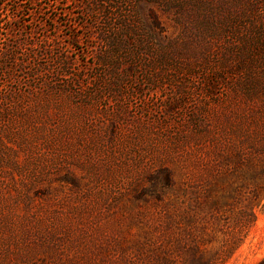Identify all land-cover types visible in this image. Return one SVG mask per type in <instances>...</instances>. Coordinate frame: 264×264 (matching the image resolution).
Returning a JSON list of instances; mask_svg holds the SVG:
<instances>
[{
	"label": "rangeland",
	"instance_id": "obj_1",
	"mask_svg": "<svg viewBox=\"0 0 264 264\" xmlns=\"http://www.w3.org/2000/svg\"><path fill=\"white\" fill-rule=\"evenodd\" d=\"M211 199L264 264V0H0V264H152Z\"/></svg>",
	"mask_w": 264,
	"mask_h": 264
},
{
	"label": "trees",
	"instance_id": "obj_2",
	"mask_svg": "<svg viewBox=\"0 0 264 264\" xmlns=\"http://www.w3.org/2000/svg\"><path fill=\"white\" fill-rule=\"evenodd\" d=\"M120 3V1H119ZM96 12L104 11V6L96 4ZM103 7V8H102ZM219 199H211L204 205L207 207L205 211V218L203 224L198 226L193 224L190 226H181L174 231V235L169 237L170 232L167 234V239L171 240L170 246L161 248L159 253L152 255L151 263L158 264H221L224 261L223 256H226L232 250L239 247L241 242L237 243L233 249L225 251V255H220L217 250L208 249L206 244L210 242V237L214 236L216 230L224 233L230 232V225L224 221L220 210ZM183 213L180 218H183ZM223 220V221H222ZM169 227L171 225L169 224ZM203 229V231H198ZM237 246V247H236ZM229 252V253H226ZM174 253H176L181 260H177Z\"/></svg>",
	"mask_w": 264,
	"mask_h": 264
}]
</instances>
